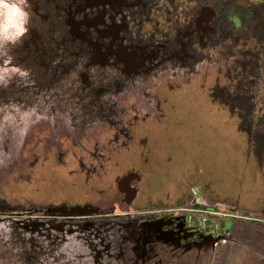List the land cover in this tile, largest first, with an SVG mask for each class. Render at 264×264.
I'll return each mask as SVG.
<instances>
[{"label": "rangeland", "instance_id": "obj_1", "mask_svg": "<svg viewBox=\"0 0 264 264\" xmlns=\"http://www.w3.org/2000/svg\"><path fill=\"white\" fill-rule=\"evenodd\" d=\"M10 2L0 264H264V0Z\"/></svg>", "mask_w": 264, "mask_h": 264}, {"label": "clouds", "instance_id": "obj_2", "mask_svg": "<svg viewBox=\"0 0 264 264\" xmlns=\"http://www.w3.org/2000/svg\"><path fill=\"white\" fill-rule=\"evenodd\" d=\"M0 8L3 9L5 16V23L0 32V43L15 42L26 31L27 13L10 0H0Z\"/></svg>", "mask_w": 264, "mask_h": 264}, {"label": "flooded vegetation", "instance_id": "obj_3", "mask_svg": "<svg viewBox=\"0 0 264 264\" xmlns=\"http://www.w3.org/2000/svg\"><path fill=\"white\" fill-rule=\"evenodd\" d=\"M89 1H91V0H89ZM93 2H94V0H92L91 3H93ZM175 228H174L175 230L173 232L169 233L166 236L167 239L168 238H173V237L176 238L177 236H180V235H187L188 237L192 236V239H194L192 241V243L189 244L188 246H185L184 245L185 243L184 244L180 243V245H176L175 247L179 246V247H183L184 250H189V249L193 248L194 246H199V247L203 246L205 241H208V244H210L211 246L216 244V239L217 238H216V236L214 234H210L209 235L207 232H201V231H199V229L197 227L186 224L185 221H182L179 224L177 223L175 225ZM152 238H154L153 241L156 239V237H151V238L149 237V241ZM152 250H153V248H152Z\"/></svg>", "mask_w": 264, "mask_h": 264}]
</instances>
